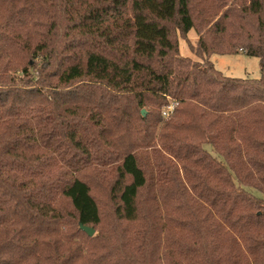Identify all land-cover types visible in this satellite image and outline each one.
I'll list each match as a JSON object with an SVG mask.
<instances>
[{
    "label": "trees",
    "instance_id": "1",
    "mask_svg": "<svg viewBox=\"0 0 264 264\" xmlns=\"http://www.w3.org/2000/svg\"><path fill=\"white\" fill-rule=\"evenodd\" d=\"M236 54L264 68V0H0V264H264V77L209 60Z\"/></svg>",
    "mask_w": 264,
    "mask_h": 264
},
{
    "label": "rangeland",
    "instance_id": "2",
    "mask_svg": "<svg viewBox=\"0 0 264 264\" xmlns=\"http://www.w3.org/2000/svg\"><path fill=\"white\" fill-rule=\"evenodd\" d=\"M198 35L196 31L189 30L186 39L179 38L178 47L179 55L185 58H191L197 60L194 52L189 45L194 46ZM214 68L219 71L225 77L240 78V79H252L264 77V68L261 70L260 61L255 57H247L242 54L236 55H212L209 58ZM205 150L209 153H213L211 146L207 145ZM246 190L254 196L260 197L257 192L246 188ZM254 264V263H253Z\"/></svg>",
    "mask_w": 264,
    "mask_h": 264
},
{
    "label": "built area",
    "instance_id": "3",
    "mask_svg": "<svg viewBox=\"0 0 264 264\" xmlns=\"http://www.w3.org/2000/svg\"><path fill=\"white\" fill-rule=\"evenodd\" d=\"M174 106L175 104L171 103L169 106L162 109L163 118H168L171 115V113L173 112Z\"/></svg>",
    "mask_w": 264,
    "mask_h": 264
},
{
    "label": "water",
    "instance_id": "4",
    "mask_svg": "<svg viewBox=\"0 0 264 264\" xmlns=\"http://www.w3.org/2000/svg\"><path fill=\"white\" fill-rule=\"evenodd\" d=\"M144 112L145 111H142V114L144 115ZM80 230L84 233H86L89 237H92L94 235V230L90 227H87V226H80Z\"/></svg>",
    "mask_w": 264,
    "mask_h": 264
}]
</instances>
